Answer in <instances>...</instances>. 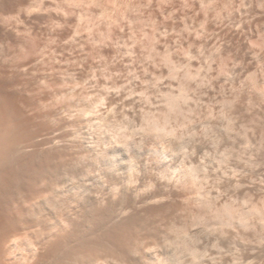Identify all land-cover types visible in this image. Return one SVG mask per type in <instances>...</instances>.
Returning a JSON list of instances; mask_svg holds the SVG:
<instances>
[{
  "label": "rangeland",
  "instance_id": "1",
  "mask_svg": "<svg viewBox=\"0 0 264 264\" xmlns=\"http://www.w3.org/2000/svg\"><path fill=\"white\" fill-rule=\"evenodd\" d=\"M0 230V264H264V0H0Z\"/></svg>",
  "mask_w": 264,
  "mask_h": 264
},
{
  "label": "bare ground",
  "instance_id": "2",
  "mask_svg": "<svg viewBox=\"0 0 264 264\" xmlns=\"http://www.w3.org/2000/svg\"><path fill=\"white\" fill-rule=\"evenodd\" d=\"M3 222H4V221H3ZM3 222H2V223H3ZM7 223H8V222H7ZM5 225L7 226L6 223H5ZM2 227H3V225H2ZM4 228H5V227H4ZM0 231H2V230H0ZM3 231H4V230H3ZM3 235H4V234H3ZM3 237H4V236H3ZM3 239H4V238H3ZM1 248H2V247H1ZM5 248H6V247H5ZM5 250H6V249H5ZM10 251H11V250H10ZM10 251H9V252H10ZM10 253H11V252H10ZM10 253H9V254H10ZM2 255H3V254H2ZM6 255H7V254H6ZM3 257H4V256H3ZM6 258H7V257H6ZM4 259H5V258H4ZM4 259H3V260H4ZM12 259H13V258H12ZM10 260H11V259H10ZM6 261H7V260H6ZM8 261H9V259H8ZM11 261H13V260H11ZM11 261H10L9 263H14V262H15V261H14V262H11ZM2 263H3V262H2ZM2 263H1V264H2ZM5 263H7V262H5Z\"/></svg>",
  "mask_w": 264,
  "mask_h": 264
}]
</instances>
